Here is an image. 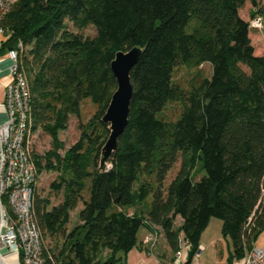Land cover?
<instances>
[{
    "label": "trees",
    "instance_id": "1",
    "mask_svg": "<svg viewBox=\"0 0 264 264\" xmlns=\"http://www.w3.org/2000/svg\"><path fill=\"white\" fill-rule=\"evenodd\" d=\"M246 2L258 4L17 0L5 14L9 37L0 55L16 52L31 94L32 131L51 139L43 154L32 152L36 178L55 173L49 193L34 187L32 198L46 264H125L126 254L142 245L141 227L160 231L172 256L181 233L190 243L188 264L212 218L231 243L227 264L252 249L264 231V51L255 54L248 21L238 14ZM252 10L250 17L262 13ZM88 26L93 36L83 34ZM132 47L141 53L129 73L127 125L100 170L109 133L101 117L116 85L109 63ZM203 64L209 77L198 70ZM178 66L196 70L187 87L173 80ZM85 99L96 109L64 149L59 132L70 115L79 117ZM167 103L180 105L174 120L157 116ZM196 167L204 175L194 181ZM55 195L60 200L52 204ZM78 203L77 223L68 230Z\"/></svg>",
    "mask_w": 264,
    "mask_h": 264
},
{
    "label": "built area",
    "instance_id": "2",
    "mask_svg": "<svg viewBox=\"0 0 264 264\" xmlns=\"http://www.w3.org/2000/svg\"><path fill=\"white\" fill-rule=\"evenodd\" d=\"M16 1L0 0V44L9 37L1 21ZM263 21L262 16L256 14L248 20L249 28L261 31ZM7 55L13 64L4 100L0 103L7 116L0 123V244L18 254L20 264H46L41 234L32 209L36 169L32 156L31 94L25 76L17 70L16 52L10 51ZM158 238V232L150 231L141 244L151 251L157 245ZM177 245L170 260L158 261L157 264H185L190 243L179 233ZM202 249V246H198L188 264H199L198 255ZM238 261L240 264H264V248L254 244Z\"/></svg>",
    "mask_w": 264,
    "mask_h": 264
},
{
    "label": "rangeland",
    "instance_id": "3",
    "mask_svg": "<svg viewBox=\"0 0 264 264\" xmlns=\"http://www.w3.org/2000/svg\"><path fill=\"white\" fill-rule=\"evenodd\" d=\"M251 9L254 11L261 13L260 16H262L264 20V0H258V4L255 8H251V5L246 2L242 8L238 10L239 16L248 21L250 20V12ZM252 10V11H253ZM261 10V12H259ZM257 14V13H256ZM255 14V15H256ZM95 33V30L92 26H88L83 30V34L86 36H93ZM250 34H256L255 36L252 35V42L255 46V54L258 53L259 50L264 49V21H263V29L255 30L250 28ZM198 70L201 72L202 75L209 77L211 69L208 64L201 65ZM196 70H189L186 69L183 66H178L175 68L173 73V80L176 83H179L183 87H187L188 83L190 82L194 72ZM96 107L95 105L89 101L88 99H85L80 104V111H79V117L70 115L68 117V123L67 128L64 131H60L58 138L63 143V148L66 149L70 145H72L79 136V129L78 125L80 123H85L89 117L94 113ZM180 111V105L178 103H167L164 107L163 111L161 113H158V117H162L163 119L167 120H174L179 116ZM51 147V139L47 134H45L40 129H36L33 132V138H32V152L33 154H43L45 151L50 149ZM61 150L60 152H62ZM196 166L200 167V161H196ZM179 169V161H177L172 168L167 172L163 187L166 188V186L169 184V182L174 178L177 171ZM197 167L195 168L194 173L197 172ZM204 175L203 170L200 169L199 173L197 175H193L192 179L194 181H197ZM55 173L52 171H42L36 178L35 183V190L42 195H45L49 193V183L54 179ZM89 182L87 181V185ZM87 197V194H85ZM60 200V195L53 196L52 198V204H56ZM151 200V197H147L146 201L149 203ZM81 209V203H78L76 208L72 211H70V221L67 225V229H71L76 223V214ZM210 223L207 226L204 232L202 233L201 237L199 238V247L203 245V249L200 251L198 255V263L199 264H227V259L229 257V254L231 252V243L229 238L223 237L221 233V221L216 218L210 219ZM178 219H175L174 225L177 226ZM147 234V230L144 227H141L137 232V240L141 241L143 237ZM161 240V237L158 238L157 244H159ZM48 243V240L45 241ZM107 255V252L104 251L101 254L102 258H105Z\"/></svg>",
    "mask_w": 264,
    "mask_h": 264
},
{
    "label": "water",
    "instance_id": "4",
    "mask_svg": "<svg viewBox=\"0 0 264 264\" xmlns=\"http://www.w3.org/2000/svg\"><path fill=\"white\" fill-rule=\"evenodd\" d=\"M141 49L132 47L129 50L116 52L109 63L111 73L115 79V89L110 96L101 122L107 124L108 136L101 147L99 169L104 170L116 148L118 137L127 125L129 102L132 87L129 79L131 68L139 59Z\"/></svg>",
    "mask_w": 264,
    "mask_h": 264
},
{
    "label": "crops",
    "instance_id": "5",
    "mask_svg": "<svg viewBox=\"0 0 264 264\" xmlns=\"http://www.w3.org/2000/svg\"><path fill=\"white\" fill-rule=\"evenodd\" d=\"M252 35L254 34H250L249 32L251 43L255 50V46L252 42L253 40ZM263 51L264 49L259 50L258 54H261ZM12 64H13V60L7 55V53H3L0 55V103L3 102L4 100V92H5L6 85L8 84L10 80L9 71H10V67ZM6 118L7 116L5 112L0 108V123L4 122ZM129 211L131 212L132 210L130 209ZM176 219H178V224H179L181 222L180 218L177 217ZM146 230H147V233L151 231L150 229H146ZM152 231L158 232L159 237H161L159 244H157L151 251L147 250V248L142 245L140 248H133L126 254L125 264H157L158 261L164 262L172 258V253L169 250L161 232L158 230H154V229H152ZM255 244L264 248V231L258 236V238L255 241ZM202 248H203V245H202ZM0 264H20L19 255L16 254L15 252H11L6 247H4L2 244H0ZM232 264H240V263L239 261H233Z\"/></svg>",
    "mask_w": 264,
    "mask_h": 264
}]
</instances>
